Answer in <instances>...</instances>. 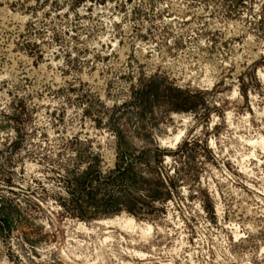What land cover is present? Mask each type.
I'll return each mask as SVG.
<instances>
[{"label": "rangeland", "instance_id": "rangeland-1", "mask_svg": "<svg viewBox=\"0 0 264 264\" xmlns=\"http://www.w3.org/2000/svg\"><path fill=\"white\" fill-rule=\"evenodd\" d=\"M0 264H264V0H0Z\"/></svg>", "mask_w": 264, "mask_h": 264}, {"label": "bare ground", "instance_id": "bare-ground-1", "mask_svg": "<svg viewBox=\"0 0 264 264\" xmlns=\"http://www.w3.org/2000/svg\"><path fill=\"white\" fill-rule=\"evenodd\" d=\"M123 224H124L126 227H128V228H131V227H133V225H134V224H133V221H131V220H129V221L127 220V221L124 222ZM150 229H151V228H150L149 226H147V227L145 226L144 233H145V232L148 233V232L150 231ZM145 234H146V233H145Z\"/></svg>", "mask_w": 264, "mask_h": 264}]
</instances>
